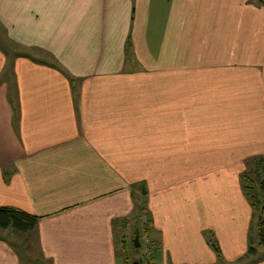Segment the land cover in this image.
<instances>
[{"label": "crops", "instance_id": "0c3cea01", "mask_svg": "<svg viewBox=\"0 0 264 264\" xmlns=\"http://www.w3.org/2000/svg\"><path fill=\"white\" fill-rule=\"evenodd\" d=\"M262 2L0 0V264H252Z\"/></svg>", "mask_w": 264, "mask_h": 264}, {"label": "trees", "instance_id": "16d2710c", "mask_svg": "<svg viewBox=\"0 0 264 264\" xmlns=\"http://www.w3.org/2000/svg\"><path fill=\"white\" fill-rule=\"evenodd\" d=\"M264 5V3H261ZM256 169L250 173L245 172L241 176V189L252 209L259 211L258 216V238L259 247L264 248V179L260 175L264 174V158L256 160ZM148 219V218H147ZM38 218L27 215L26 213L13 208L0 209V229H12L17 233H28L34 230ZM149 219L144 225V230L149 234ZM211 247L214 249L217 257L221 258V251L213 237L209 238ZM257 249L249 248L248 256L257 255ZM137 264V263H136Z\"/></svg>", "mask_w": 264, "mask_h": 264}, {"label": "rangeland", "instance_id": "374dc122", "mask_svg": "<svg viewBox=\"0 0 264 264\" xmlns=\"http://www.w3.org/2000/svg\"><path fill=\"white\" fill-rule=\"evenodd\" d=\"M0 47L11 52H19L20 53V48L16 47L15 45L11 44L7 40L6 32L3 29V27L0 25ZM49 60V58H48ZM256 164L251 163V165H247L246 172L250 173L256 169ZM244 174V173H243ZM261 180L264 179V174L260 175ZM253 211V216L251 220V225H250V230H249V248H255L257 249V255L253 257V262L252 264H262L264 263V248L259 247V238H258V216H259V211L256 209H252ZM141 248L135 249L132 245H130L131 249L134 251H131L133 262H136L138 264H148L149 258L148 255H146L145 247L142 242V237H141ZM141 261V262H140Z\"/></svg>", "mask_w": 264, "mask_h": 264}, {"label": "built area", "instance_id": "2783aa9c", "mask_svg": "<svg viewBox=\"0 0 264 264\" xmlns=\"http://www.w3.org/2000/svg\"><path fill=\"white\" fill-rule=\"evenodd\" d=\"M147 217L145 219H143V224L145 225L147 222ZM142 241L145 247V251H146V255H148V257H151L152 254V241L149 238V235L146 233V231L143 229V233H142Z\"/></svg>", "mask_w": 264, "mask_h": 264}, {"label": "water", "instance_id": "95a60500", "mask_svg": "<svg viewBox=\"0 0 264 264\" xmlns=\"http://www.w3.org/2000/svg\"><path fill=\"white\" fill-rule=\"evenodd\" d=\"M133 245L135 248L139 249L141 248V242H140V232L137 231L136 236L133 240Z\"/></svg>", "mask_w": 264, "mask_h": 264}]
</instances>
